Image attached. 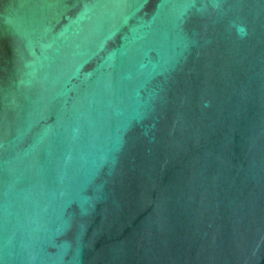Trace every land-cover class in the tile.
Wrapping results in <instances>:
<instances>
[{"label":"water","instance_id":"water-1","mask_svg":"<svg viewBox=\"0 0 264 264\" xmlns=\"http://www.w3.org/2000/svg\"><path fill=\"white\" fill-rule=\"evenodd\" d=\"M0 264H264V0H0Z\"/></svg>","mask_w":264,"mask_h":264},{"label":"clouds","instance_id":"clouds-1","mask_svg":"<svg viewBox=\"0 0 264 264\" xmlns=\"http://www.w3.org/2000/svg\"><path fill=\"white\" fill-rule=\"evenodd\" d=\"M237 33L243 38V36L246 35V30L243 27H240L237 29Z\"/></svg>","mask_w":264,"mask_h":264}]
</instances>
